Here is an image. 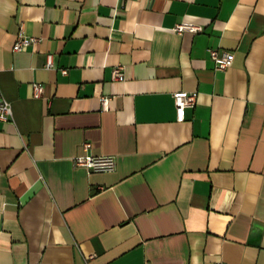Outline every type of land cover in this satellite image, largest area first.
I'll use <instances>...</instances> for the list:
<instances>
[{
    "label": "crops",
    "instance_id": "crops-1",
    "mask_svg": "<svg viewBox=\"0 0 264 264\" xmlns=\"http://www.w3.org/2000/svg\"><path fill=\"white\" fill-rule=\"evenodd\" d=\"M0 89V264H264V0H0Z\"/></svg>",
    "mask_w": 264,
    "mask_h": 264
},
{
    "label": "built area",
    "instance_id": "built-area-1",
    "mask_svg": "<svg viewBox=\"0 0 264 264\" xmlns=\"http://www.w3.org/2000/svg\"><path fill=\"white\" fill-rule=\"evenodd\" d=\"M173 30L177 33H182L185 31L189 32H198L202 30V26L190 21H181L177 23ZM41 40L40 37L34 35L26 34L22 29L19 31L17 38L13 44L14 51H21L26 47L38 43ZM209 53L211 58L215 63L216 69L224 70L228 68L233 61V52L230 50L219 51L217 48H209ZM52 55H47L46 66L53 67ZM63 73H66V69H62ZM112 78L121 80L123 79L122 66L116 65L112 69ZM44 91V86L41 83H33V94L36 97L42 95ZM198 93L197 91H176L173 93L175 110H176V119L178 121L184 120L185 109L187 107H192L195 105L197 100ZM101 106L104 110L109 108L110 96L102 95L100 97ZM12 116V108L10 102L4 97L0 89V120H8ZM90 142L86 141L83 143L84 149L90 148ZM74 165L87 167L91 171L95 172H108L112 171L116 167V160L113 155H93L90 153H85L81 155H76L73 158ZM216 264H222L217 262Z\"/></svg>",
    "mask_w": 264,
    "mask_h": 264
}]
</instances>
